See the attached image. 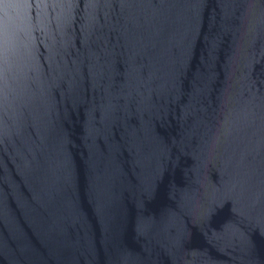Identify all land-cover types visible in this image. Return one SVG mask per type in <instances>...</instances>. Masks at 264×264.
Here are the masks:
<instances>
[{"label":"water","instance_id":"water-1","mask_svg":"<svg viewBox=\"0 0 264 264\" xmlns=\"http://www.w3.org/2000/svg\"><path fill=\"white\" fill-rule=\"evenodd\" d=\"M0 264H264V0H0Z\"/></svg>","mask_w":264,"mask_h":264}]
</instances>
